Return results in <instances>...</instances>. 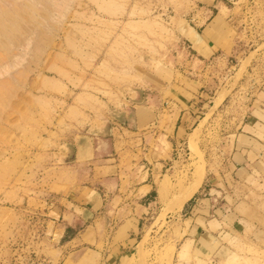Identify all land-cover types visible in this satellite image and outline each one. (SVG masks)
Listing matches in <instances>:
<instances>
[{"label": "rangeland", "instance_id": "obj_1", "mask_svg": "<svg viewBox=\"0 0 264 264\" xmlns=\"http://www.w3.org/2000/svg\"><path fill=\"white\" fill-rule=\"evenodd\" d=\"M206 1L0 0V264H71L61 250L80 222L62 234L54 207L86 204L80 188L111 174L103 159L127 171L176 135L174 73L203 95L161 150L126 264H264V131L250 164H232L243 123L264 126V0H224L225 46L202 59L184 29L207 23ZM209 170L227 204L212 243L180 212Z\"/></svg>", "mask_w": 264, "mask_h": 264}, {"label": "crops", "instance_id": "obj_2", "mask_svg": "<svg viewBox=\"0 0 264 264\" xmlns=\"http://www.w3.org/2000/svg\"><path fill=\"white\" fill-rule=\"evenodd\" d=\"M204 4L207 23L202 25L199 31L187 27L184 32L188 33L185 38L197 56L208 59L225 46V30L219 27L221 24L219 18L227 12V7L224 0H208ZM170 82L174 90L173 94L171 93L173 97L170 98L176 108L174 120L167 127H173V133L176 135L159 138V143L155 144L160 148L154 152L148 149L143 153L142 163L127 171L121 170L120 165H113L119 162V157L118 160L103 159L105 164L103 169L108 171L111 169V174L103 178L104 184L102 182L101 188L87 186L80 188L78 193L80 198L86 200V204L70 202L54 207L56 209L54 214L62 224V234L67 228L75 227L80 222L79 228L70 236L67 243L71 244L61 250L64 258H70L71 264L127 263L139 234V226L147 219L148 210L151 208V196L156 191L155 178L162 172L164 166L165 160L161 150L167 144L176 146L180 141L177 135L186 129L189 123L193 125L194 104L203 95V92L198 90L200 79L185 78L174 73ZM255 117L259 120L243 123L246 134L236 138V144L240 145V153L235 155L236 158H232V164H236L235 173L240 171L236 166L242 167V163L246 166L250 164L248 162H251L252 150L261 144L259 134H263L264 131L263 121ZM234 170H231L230 174ZM217 178L215 172L209 170L195 194L180 208L181 216L190 223L188 231H194V240L204 239L211 243L217 240L216 232L219 227L216 225L221 224L223 209L227 205L222 203L225 196L220 190ZM114 200L116 202L112 204ZM99 222L103 227L113 224L112 230L107 232L98 229L96 225Z\"/></svg>", "mask_w": 264, "mask_h": 264}, {"label": "bare ground", "instance_id": "obj_3", "mask_svg": "<svg viewBox=\"0 0 264 264\" xmlns=\"http://www.w3.org/2000/svg\"><path fill=\"white\" fill-rule=\"evenodd\" d=\"M200 169H201V166H200ZM203 170V169H202ZM201 170V173L203 174V171ZM199 171V170H198ZM198 171L196 170V172L198 173ZM200 173V172H199ZM198 173V174H199ZM201 174V175H202ZM196 175V174H195ZM200 177V176H199ZM202 178V177H201ZM200 178V179H201ZM199 179V178H198ZM198 179H196V180H193L195 183H194V185L191 183V186L189 187L191 190H189L187 193H185V195L184 194H182V195H184V198H182L181 200V202L179 201V204L181 205L182 203H184V201L186 200V199H188L192 194H193V191L197 188V185H198ZM198 181V182H197ZM201 182V181H200ZM186 190H188V189H186Z\"/></svg>", "mask_w": 264, "mask_h": 264}, {"label": "trees", "instance_id": "obj_4", "mask_svg": "<svg viewBox=\"0 0 264 264\" xmlns=\"http://www.w3.org/2000/svg\"><path fill=\"white\" fill-rule=\"evenodd\" d=\"M69 229V228H68Z\"/></svg>", "mask_w": 264, "mask_h": 264}]
</instances>
